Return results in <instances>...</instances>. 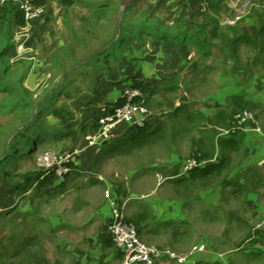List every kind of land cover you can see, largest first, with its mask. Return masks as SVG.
I'll return each instance as SVG.
<instances>
[{
    "label": "rangeland",
    "instance_id": "obj_1",
    "mask_svg": "<svg viewBox=\"0 0 264 264\" xmlns=\"http://www.w3.org/2000/svg\"><path fill=\"white\" fill-rule=\"evenodd\" d=\"M205 1L207 7L203 11L200 3L193 0H45L48 12L60 5L66 12L40 22L47 26L41 38L33 31L23 46L31 51L26 53L18 52L22 39L15 40V35L20 27L8 19V6L0 10L5 19L0 21V51L4 50L7 56L3 58L0 52V80H4L0 87V264H42L30 260L32 254L26 253L31 250L41 258L44 256L47 264H55L56 260L76 264L72 255L53 251L55 236L45 235L41 238L46 240L44 243L34 238L38 242L33 246L35 241L31 237L39 236L44 229L38 224L41 215L62 209H70L69 216L75 215L81 209L79 201L90 200V194L84 192L87 184H96L92 180L95 176L111 184H121V180L131 184L136 174H130L131 171L139 169L145 173L144 177L140 173L141 179L136 175L139 180L153 178L163 184L171 182L167 179L175 170L181 177L190 173L194 177L201 175L205 159L198 150L208 153L209 139L227 132L216 128L211 132L210 126L202 130V117L203 121L205 116L209 117L213 124L218 109L225 107L213 108L212 92L218 89L213 79L206 88L194 89L192 93L165 92L162 87L160 93L154 92L156 89L149 82L158 76L152 62L159 54L171 53L164 50L166 46L155 48L149 33L173 37L185 33L184 29L191 24L199 26L212 10L211 0ZM262 1L249 0V5L253 3L259 8ZM111 48L114 56L108 52ZM223 62L221 58L211 65L216 67ZM31 65L37 67L38 73L29 77L26 73ZM142 81L145 91L141 100L148 110L145 125L160 122L162 131L153 125V130L136 136L139 142L135 147L119 146L118 141L135 130L124 124L116 129L112 141L89 146L86 138L96 135L100 120L117 106L124 89H133L136 82ZM204 107L208 108L207 113ZM227 114L232 118L231 112ZM176 129L181 131L174 135L180 134L181 138L174 144L170 139ZM184 131L187 138L183 137ZM202 137L206 141L201 147L196 139ZM66 157L70 158L65 162ZM190 161L198 166L184 172ZM59 169L70 172L58 176ZM45 175L54 179L46 186L64 188L48 195L46 192L54 187L46 190L48 187L38 186L35 180L39 177L40 181ZM207 179L217 180V176ZM81 213L86 216L90 212L82 207Z\"/></svg>",
    "mask_w": 264,
    "mask_h": 264
},
{
    "label": "crops",
    "instance_id": "obj_2",
    "mask_svg": "<svg viewBox=\"0 0 264 264\" xmlns=\"http://www.w3.org/2000/svg\"><path fill=\"white\" fill-rule=\"evenodd\" d=\"M243 1L211 0L212 10L200 20L199 26L191 24L184 29L185 33H176L168 41L149 35L155 48L166 46L164 50L171 53L159 54L160 57L152 62L158 76L149 82L156 89L154 92L160 93L162 87L165 92L192 93L194 89L206 88L213 79L218 88L212 92L213 108H225L218 109L213 124L209 117L205 116L204 121L202 117L201 129L204 131L207 126L211 132H215L214 128L228 131L232 118L227 112L233 116L246 109L259 120L264 133V9L253 3L249 5V0L239 5ZM193 2L200 3L198 0ZM218 2L222 4L219 6ZM44 7L45 20L66 12L62 5L49 8V12ZM227 17L229 19H224ZM8 19L14 22L12 15ZM36 26L34 33L36 31L41 38L47 25L39 23ZM221 58L222 64L211 65L212 61L219 63ZM36 68L31 65L26 74L34 76L38 73ZM143 82L139 84L145 88ZM221 93L231 97L225 98ZM202 109L207 113L208 108ZM150 125H158L157 131L162 129L160 122ZM176 131L181 130L172 132L170 141L174 144L181 138L180 134L174 135ZM187 135L184 131L183 137L187 138ZM196 141L202 147L206 140L202 137ZM209 148L208 153L201 148L198 150L205 156L212 154L203 162L200 176L194 177L190 173L181 177L175 170L167 179L171 182L163 184L153 178L146 182L139 180L140 173L142 177L145 174L139 169L131 171L130 174L136 173L131 184L123 183L124 180L121 184H111L104 182L101 176H95L92 180L96 184H87L84 192L90 194V200H80L81 209L75 215L69 216L70 209H62L40 216L42 220L38 224L44 229L39 236L31 237V241H35L32 246L38 239L44 243L46 240L41 238L45 235H52L56 240L53 251L72 255L76 264H121L123 255L113 246L107 232L110 209L105 191L109 190L111 199L127 201L126 216L144 243L179 255H188L193 247L204 246L203 251L194 252L185 264H264V169L259 165L264 159V137L253 131L215 135L209 139ZM212 165L217 169H211ZM213 175L217 180L207 179ZM46 187V190L54 187L46 192L48 195L64 188ZM194 189L198 191L194 192ZM82 207H87L89 215L81 213ZM25 246L29 247V244ZM38 246L42 245L38 243ZM28 253L32 254L31 261L47 264L44 256L41 258L33 250ZM55 262L61 264L60 260ZM158 264L177 263L162 259Z\"/></svg>",
    "mask_w": 264,
    "mask_h": 264
},
{
    "label": "built area",
    "instance_id": "obj_3",
    "mask_svg": "<svg viewBox=\"0 0 264 264\" xmlns=\"http://www.w3.org/2000/svg\"><path fill=\"white\" fill-rule=\"evenodd\" d=\"M35 1L0 0V10L3 7L14 6L23 16L24 24L15 35V40L22 39V46L18 47L19 53L31 52L24 50L23 46L31 38L34 27L46 17L45 7L36 5ZM200 6L205 11L207 2L200 0ZM260 8L264 9V0L260 3ZM30 60L33 61L34 59L31 57ZM142 97L143 94L137 89H128L125 91L121 98L123 102L113 112L104 115L100 120V128L96 135L91 138H86L89 146H100L112 141L116 137L114 134L116 129L121 125L129 124L135 128H143L147 123L148 110L147 106L141 100ZM248 131H253L264 137L259 120L255 115L246 109L239 110L233 114L230 129L226 134L230 132L246 133ZM48 156L50 158L51 155L48 154ZM69 158L66 157L65 162ZM259 165L264 169V159ZM197 166L198 164L196 162L190 161L186 164L184 172H188ZM69 172L70 169H59L56 173L58 176H63ZM105 198L110 209L107 232L113 246L123 255L121 264H158L162 259H168L177 264H185L190 261V256L194 252L204 250V246H195L188 255H179L172 250L142 242L135 225L126 216L127 201L119 202L111 199L110 191L108 190L105 191Z\"/></svg>",
    "mask_w": 264,
    "mask_h": 264
},
{
    "label": "trees",
    "instance_id": "obj_4",
    "mask_svg": "<svg viewBox=\"0 0 264 264\" xmlns=\"http://www.w3.org/2000/svg\"><path fill=\"white\" fill-rule=\"evenodd\" d=\"M35 4L36 5H40V6H44L45 5V0H36L35 1ZM6 11L9 12V14L13 15V17H14V22L13 23L15 24L16 27H22L23 26V24H24L23 16L20 13V11L17 10L16 7H14V6H8V9H5V13H6ZM0 21L1 22L2 21H5V19H3L0 16ZM35 27H34L33 31L35 30ZM33 31H32V33H33ZM151 34H152V36L156 37L160 41H168L171 38V36L168 37V36H163V35H157V34H155V32H150L149 35L151 36ZM0 52H1V55L3 56V58L7 57L5 55V51L4 50H1ZM108 52L110 53V56H114L113 54H114L115 51L112 48L109 49ZM101 55H103V54H101ZM104 60H105L104 62H106V59H104ZM1 86H4V80L3 79L0 80V87ZM131 88L139 90L142 94L145 91V89L143 88V86L141 84L137 83V82ZM122 102H123V100L122 99H119L118 102H117V106H115V108L118 107ZM115 108L110 109V111H108V113L113 112V110ZM150 129H151V125L150 124L145 125L143 128H135V130L132 132L131 135H127L126 137H123L122 139L119 140L120 142L118 141L119 146H123V144H124V145H129V146H134L135 147L137 145V143L139 142L137 140L138 138L136 136L137 135H140V133H142V132L149 131ZM231 133L232 132H230L229 135ZM202 156L204 157L205 160H207L206 157L211 158L212 157V154H208L206 156L205 155H202ZM211 168L212 169H217V166L216 165H212ZM50 177H51L50 175H48V176L45 175L42 180L38 181L39 180V177L37 179H35V180H37V182L39 184L38 186H42V187L45 186L46 187L45 184H47V183L48 184H51L54 181V179H51L50 180ZM26 254H29V253H26ZM31 258L32 257H30V259Z\"/></svg>",
    "mask_w": 264,
    "mask_h": 264
}]
</instances>
